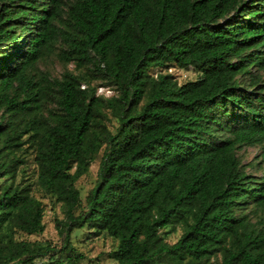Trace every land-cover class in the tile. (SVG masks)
Returning <instances> with one entry per match:
<instances>
[{"label":"trees","instance_id":"obj_1","mask_svg":"<svg viewBox=\"0 0 264 264\" xmlns=\"http://www.w3.org/2000/svg\"><path fill=\"white\" fill-rule=\"evenodd\" d=\"M263 72L264 0H0V264H80L82 229L117 264H264V174L238 155L264 157ZM34 191L62 209L59 245L27 239Z\"/></svg>","mask_w":264,"mask_h":264},{"label":"rangeland","instance_id":"obj_2","mask_svg":"<svg viewBox=\"0 0 264 264\" xmlns=\"http://www.w3.org/2000/svg\"><path fill=\"white\" fill-rule=\"evenodd\" d=\"M38 66L39 70L46 72L53 78L60 77L64 71V66L55 55L45 57ZM66 69L72 70L73 64H68ZM155 71L156 70H153L152 72L155 73ZM168 73L173 75L174 79L179 84L187 81H193L196 78V74L191 69L171 68L168 70ZM93 84H99V82H94ZM97 94L104 97H109L114 95V92L109 88L98 87ZM116 127V120L110 117L108 128L112 133H114ZM238 155L240 156L243 164L250 163L251 165H255L259 163L260 167L256 166L253 168L252 166H249L246 169L248 173L255 175L264 174V157H262V150L260 147L255 146L244 148L243 150L239 151ZM32 157L33 156H30L28 158L27 175L30 179L34 180L35 166L32 163ZM97 170L98 163H92L88 173L82 176L76 183L83 201L95 184ZM34 195L41 201L44 207L43 223L45 225V229L41 235L30 236L27 237V239L30 241H46L54 245H59L60 237L58 236L57 230L55 228V221L63 218L62 209L58 204L54 203L52 199L43 196L39 192L34 191ZM181 232V228L179 227H175V229L166 228L165 230H162L161 235L168 244H173L179 239ZM91 233L92 232H90L88 229H82L76 230L72 234V242L74 246L76 247L77 251L84 256L80 264H117L115 261L109 258V253L115 249L116 242L105 234L95 235ZM34 264H40V261L36 260Z\"/></svg>","mask_w":264,"mask_h":264}]
</instances>
